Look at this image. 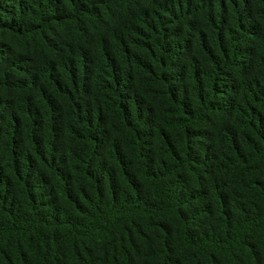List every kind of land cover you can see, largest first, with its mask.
Segmentation results:
<instances>
[{
  "label": "trees",
  "instance_id": "16d2710c",
  "mask_svg": "<svg viewBox=\"0 0 264 264\" xmlns=\"http://www.w3.org/2000/svg\"><path fill=\"white\" fill-rule=\"evenodd\" d=\"M0 264H264V0H0Z\"/></svg>",
  "mask_w": 264,
  "mask_h": 264
}]
</instances>
